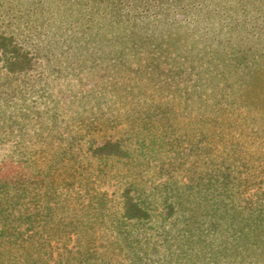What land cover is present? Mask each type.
<instances>
[{
    "label": "rangeland",
    "instance_id": "374dc122",
    "mask_svg": "<svg viewBox=\"0 0 264 264\" xmlns=\"http://www.w3.org/2000/svg\"><path fill=\"white\" fill-rule=\"evenodd\" d=\"M29 1H8L13 6L0 12L1 32H12L9 11L23 16ZM262 20L236 21L240 26L231 39L246 41L245 32L253 39L259 32L264 36L258 29ZM207 23L208 28L198 26V34L217 36L225 44L221 54L232 55L230 42ZM190 34L173 42L166 55L154 51L156 58L136 54L90 63L78 74L45 75L36 67L10 76L13 86L23 88L22 100L11 99L0 116V191H6L0 264H264V231L206 258L176 255L174 247L166 255L150 230L137 232L128 250L116 234L124 188L133 186L139 198L156 200L163 183L197 179L208 165L228 169L244 209L264 202V65L252 70L233 97L222 88L242 84L245 59L236 67L229 57L215 56V63L230 61L234 72L226 81L203 64L197 51L202 40ZM5 76L0 67V93ZM109 138L119 139L126 153L98 157L86 150ZM69 146L78 151L77 161L55 163L56 152ZM17 151L27 152L30 163L13 162L10 155ZM41 230L42 236L34 233Z\"/></svg>",
    "mask_w": 264,
    "mask_h": 264
},
{
    "label": "trees",
    "instance_id": "16d2710c",
    "mask_svg": "<svg viewBox=\"0 0 264 264\" xmlns=\"http://www.w3.org/2000/svg\"><path fill=\"white\" fill-rule=\"evenodd\" d=\"M8 1L0 0V12L6 10L8 4L13 6ZM38 1H29L23 16L9 8V15L15 21L10 23L12 27L7 24L12 32L0 31V67L6 74L2 83L5 91L0 93V102L5 107H0V116L6 115L4 111L11 99L18 96L22 100L23 87L12 85V75L27 73L36 67L45 75L56 71L71 74V70L78 74L80 69L90 63H100V60L108 64L113 63L114 58L119 60L136 54L147 56L154 51L166 55L173 42L182 41L190 32L202 40V46L197 50L201 54L200 60L205 59L203 64L213 66L216 76L226 81L234 72L230 61L238 67L241 58L245 59L246 67L239 76V81L243 79L242 84L239 83L238 88L229 85H226L227 90H224L225 86L222 88L233 97L252 70L264 65L261 32L258 39H253L247 32L246 41L231 39L234 37L231 32L240 26L236 21L256 23L263 19L264 22V0H92L86 6L73 0L69 4V0H58L51 6L39 5ZM207 20L217 27L214 33L230 42L232 55L230 52L221 54L219 48L225 44L217 36L198 34V26L202 23L208 28ZM258 29L264 31V26ZM234 41L243 44L235 47ZM218 55L231 60L222 58L220 63H215ZM151 143L156 144L152 140ZM94 145L86 148L94 156L126 153L119 139L109 138ZM77 152L70 146L58 150L55 163L76 162ZM10 158L21 164H28L31 159L25 151L14 152ZM227 170L219 165H208L197 179L167 181L159 188L156 200L141 199L134 194L135 187L127 186L121 193L122 212L114 220L117 221L114 227L118 238L125 241L128 250L135 247L137 232L150 230V238L160 242L166 255L172 254L174 247L176 255L197 253L204 258L233 244L255 239L258 232L264 231V202L255 204L252 209L239 205L235 198L237 185ZM3 193L6 191H0V203H4ZM34 233L42 236L43 230Z\"/></svg>",
    "mask_w": 264,
    "mask_h": 264
}]
</instances>
